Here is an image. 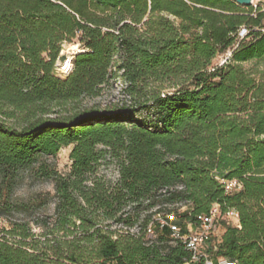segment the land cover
Here are the masks:
<instances>
[{"label": "trees", "instance_id": "1", "mask_svg": "<svg viewBox=\"0 0 264 264\" xmlns=\"http://www.w3.org/2000/svg\"><path fill=\"white\" fill-rule=\"evenodd\" d=\"M251 8L0 0L1 184L11 190L19 170L39 164L57 198L55 213L34 222L41 234L28 222L0 230V264H184L190 252L154 217L185 232L214 204L236 209L241 228L224 225L211 252L264 264V10ZM74 41L83 50L61 77L56 62ZM249 61L262 69H246ZM117 77L130 105H84ZM70 145L68 174L41 161ZM107 155L115 182L98 176ZM234 179L242 187L228 192Z\"/></svg>", "mask_w": 264, "mask_h": 264}, {"label": "rangeland", "instance_id": "2", "mask_svg": "<svg viewBox=\"0 0 264 264\" xmlns=\"http://www.w3.org/2000/svg\"><path fill=\"white\" fill-rule=\"evenodd\" d=\"M257 1L259 4H264V0ZM239 6L245 11H252V6ZM80 50H83V47L78 42L74 41L71 43H65L61 52L67 53V55L72 58L75 53L80 52ZM228 56L229 53L227 55H219L215 60V63H224ZM66 63L61 65L57 60L55 67L57 75L61 77L68 75L71 69L65 68ZM243 65L253 73L254 71L262 69V66L260 64L257 65L255 61H249ZM124 86L125 83L122 79L118 77L112 78L109 84L103 88L99 96L85 98L83 103L87 106L94 105L101 108L118 103L130 105L131 102L125 97L123 91ZM142 115H144V113H142ZM72 148L73 145L63 147L55 157H42L41 161L50 163L51 166L56 169L58 174L66 175L71 170L72 161L70 159V152ZM38 166L39 164H36L35 166L25 167L19 170L15 184H13L11 190L6 188V185L1 184L0 177V190L3 193L2 202L0 204V230L10 229L14 222H28L30 223L33 232L39 235L43 230L40 226L35 224L36 221L41 218L52 216L55 213L57 201L55 180L52 178L41 177L37 170ZM98 176L111 182H115L119 178V168L116 160L111 158L110 155H107L106 158L103 159L102 164L98 169ZM177 207L179 208V213L188 209L187 205H179ZM169 216L174 217L173 214ZM162 217L163 213L155 216L154 219H160ZM120 227V225L115 223L112 225V229H120ZM137 230L138 228H134L131 231L136 232ZM225 230L226 228L222 225L215 242H217V239L222 238Z\"/></svg>", "mask_w": 264, "mask_h": 264}, {"label": "built area", "instance_id": "3", "mask_svg": "<svg viewBox=\"0 0 264 264\" xmlns=\"http://www.w3.org/2000/svg\"><path fill=\"white\" fill-rule=\"evenodd\" d=\"M264 10V4H259L256 0L253 4L254 10L259 7ZM244 29H242L243 34ZM226 61V60H225ZM225 188L228 192H233L242 187L241 183L234 179L224 181ZM199 224L188 223L187 231H183L178 225L170 224L165 218L156 219L161 226L168 225L171 228V237L183 243L185 248L190 252V257L184 264H239L237 261L231 260L223 256H215L211 252V245L213 250H217V244L221 239L216 237L220 233L222 225H230L241 228L240 214L232 208L223 213L219 204H214L210 213L198 216ZM155 222L152 221L147 233L150 237H156Z\"/></svg>", "mask_w": 264, "mask_h": 264}, {"label": "water", "instance_id": "4", "mask_svg": "<svg viewBox=\"0 0 264 264\" xmlns=\"http://www.w3.org/2000/svg\"><path fill=\"white\" fill-rule=\"evenodd\" d=\"M233 1L236 2L238 5H241V6H253V4L256 0H233ZM69 58L70 57L67 55V53L60 52V55L58 57V61L62 65V64H65ZM72 59H73V57L71 58V61H72Z\"/></svg>", "mask_w": 264, "mask_h": 264}, {"label": "bare ground", "instance_id": "5", "mask_svg": "<svg viewBox=\"0 0 264 264\" xmlns=\"http://www.w3.org/2000/svg\"><path fill=\"white\" fill-rule=\"evenodd\" d=\"M76 49V48H75ZM81 51V50H80ZM78 53V52H77ZM71 67H72V61H71V57H70V59L67 61V63H66V66H65V68L66 69H71Z\"/></svg>", "mask_w": 264, "mask_h": 264}]
</instances>
